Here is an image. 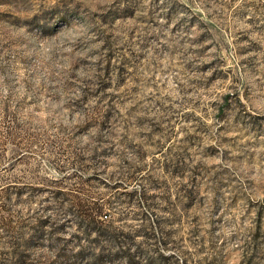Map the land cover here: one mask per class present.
<instances>
[{
  "label": "rangeland",
  "instance_id": "rangeland-1",
  "mask_svg": "<svg viewBox=\"0 0 264 264\" xmlns=\"http://www.w3.org/2000/svg\"><path fill=\"white\" fill-rule=\"evenodd\" d=\"M0 264H264V0H0Z\"/></svg>",
  "mask_w": 264,
  "mask_h": 264
},
{
  "label": "trees",
  "instance_id": "trees-1",
  "mask_svg": "<svg viewBox=\"0 0 264 264\" xmlns=\"http://www.w3.org/2000/svg\"><path fill=\"white\" fill-rule=\"evenodd\" d=\"M103 232V231H102Z\"/></svg>",
  "mask_w": 264,
  "mask_h": 264
}]
</instances>
